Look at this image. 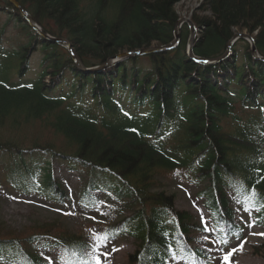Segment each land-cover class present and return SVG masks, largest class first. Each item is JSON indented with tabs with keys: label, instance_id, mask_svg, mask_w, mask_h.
<instances>
[{
	"label": "trees",
	"instance_id": "trees-1",
	"mask_svg": "<svg viewBox=\"0 0 264 264\" xmlns=\"http://www.w3.org/2000/svg\"><path fill=\"white\" fill-rule=\"evenodd\" d=\"M15 1L43 33L66 38L90 68L172 42L181 0ZM204 6L207 15L190 17L198 30L195 57L218 58L236 33L246 32L264 59V0H205ZM188 35L183 25L175 48L87 73L0 0L3 177L14 190L63 204L61 184L40 166L42 158L88 174L78 204L90 210L97 203L91 191L111 194L119 205L112 213L121 219L106 232L138 242L131 264H165L177 255L208 263L200 250L186 248L189 232L204 228L176 211L174 195L161 189V180L178 172L203 185L197 196L219 236L241 233L228 190L245 211H255L257 223L264 221V61L240 40L222 61L199 64L186 55ZM34 125L47 136L27 138ZM99 244L57 220L26 234L5 230L0 220V264H52L42 253L53 249L57 264H93L90 253Z\"/></svg>",
	"mask_w": 264,
	"mask_h": 264
},
{
	"label": "rangeland",
	"instance_id": "rangeland-1",
	"mask_svg": "<svg viewBox=\"0 0 264 264\" xmlns=\"http://www.w3.org/2000/svg\"><path fill=\"white\" fill-rule=\"evenodd\" d=\"M204 1L181 0L175 6L177 16L181 19H187L192 15H207L208 13L204 12L206 9ZM36 128V125L32 126L30 131L26 132V137L47 136ZM51 142L59 143L58 140ZM26 145L22 144V146ZM40 166H49L54 178L61 184L65 193V203H53L34 194H20L14 191L0 174V220L5 230L16 234H26L32 228L57 220L71 231L85 230L92 236H98L107 222L116 219L115 216H109L105 213V205H99L94 212H89L78 206V189L81 183L87 179L85 173L69 170L67 163H60L47 157L41 160ZM171 178L161 180V189L174 195L175 209L179 212L189 213L196 224L208 229L207 233L196 231L189 234L188 239L192 240V242L190 241L191 248L204 250L206 255H209L211 264H264V225H256L255 219L250 213L241 212L230 191L228 198L235 212L233 220L242 228V232L239 238H227L225 245H219L215 236L216 232L211 225L210 213L203 201L197 198V194L202 190L203 185L197 184L193 177H179L176 174L174 180ZM94 194L99 199L106 195L100 191ZM253 246L257 247L259 254H256V249ZM135 249L136 242L132 238L121 237L95 248L91 253V258L94 264H129L128 257ZM55 255H57V251ZM55 255L44 253V256L52 264L55 262ZM174 264L190 263L180 261Z\"/></svg>",
	"mask_w": 264,
	"mask_h": 264
},
{
	"label": "water",
	"instance_id": "water-1",
	"mask_svg": "<svg viewBox=\"0 0 264 264\" xmlns=\"http://www.w3.org/2000/svg\"><path fill=\"white\" fill-rule=\"evenodd\" d=\"M7 1L10 2L11 4H13L14 7L16 8V10H17V11L23 16V18H24L27 22H29V24L32 25V22H33V21H32L31 17L26 13V11H25L24 9H22V8H21V7H20V6L14 1V0H7ZM184 22L188 23V25H189V29H190V37H189V42H188V44H189V54L191 55V46H192V42H193V40H194V37H195V35H196V31H195V29L193 28L192 24H191L190 22H188L187 20H178V22H177V24H176V30H175V33H174L175 41H174L172 44H170V45H168V46H166V47L160 48V49H150V50H144V51H137V52H135V53L128 54V57H129V56H143V55H146L147 53H151V52H153V51H157V50H166V49H170V48H172V47L174 46V44L178 42V38H179V28H180L181 24L184 23ZM32 26H33V25H32ZM33 28H34V30H36V31L38 32V34H40V35H41L45 40H47L48 42L55 43V44L62 45V46H66V47L69 49L70 55H71L72 59L74 60V62H75L76 64H78V61H77V59H76V57H75V54H74V52L72 51L71 46H70V44L68 43L67 40L50 38V37H48V36L42 35V34L38 31V29H37L35 26H33ZM239 38H240V39H247V38H248V39L250 40V38L247 37V35H245V34H240V35H236V36L234 37L233 41L236 40V39H239ZM250 42H251V44H252V52L254 53V52H255V49H254V46H253V42H252L251 40H250ZM231 43H232V42H231ZM231 43L228 44V46H227V51H229ZM226 55H227V54H224L220 59L224 58ZM199 61H200V60H199ZM200 62H202V63H208V61H205V60H201ZM108 66H109V65L106 64V65L104 66V68H107Z\"/></svg>",
	"mask_w": 264,
	"mask_h": 264
},
{
	"label": "snow or ice",
	"instance_id": "snow-or-ice-1",
	"mask_svg": "<svg viewBox=\"0 0 264 264\" xmlns=\"http://www.w3.org/2000/svg\"><path fill=\"white\" fill-rule=\"evenodd\" d=\"M28 87H31V85H28ZM205 231H207L208 229L206 228V229H204ZM93 239L94 240H99L100 241V243H106L107 242V240H108V237H103V238H101V237H97V236H93ZM234 251H235V249H234ZM225 260H227V257H225Z\"/></svg>",
	"mask_w": 264,
	"mask_h": 264
}]
</instances>
